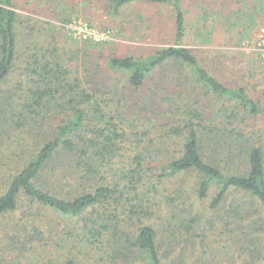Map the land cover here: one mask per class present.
I'll return each instance as SVG.
<instances>
[{
    "label": "trees",
    "instance_id": "obj_1",
    "mask_svg": "<svg viewBox=\"0 0 264 264\" xmlns=\"http://www.w3.org/2000/svg\"><path fill=\"white\" fill-rule=\"evenodd\" d=\"M108 1L115 14L134 4L174 9V46L147 58L112 59L108 66L134 92L164 73L147 103L182 143L168 158L156 153L167 160L152 175L154 153L143 146L152 133L143 126L146 131L133 133L140 142L115 184V157L130 126L70 77L57 48L30 49L26 80L9 82L19 16L13 0H0V264H82V248L100 255L96 264H202L210 239L195 236L200 215L176 228L142 220L148 196L156 193L154 178L187 176L197 180L196 198L213 213L207 231L217 232V241L229 234L245 261L264 264L258 252L264 239V90L255 99L242 84L227 86L208 59L182 45L188 32L183 0ZM62 247L73 254L63 256Z\"/></svg>",
    "mask_w": 264,
    "mask_h": 264
},
{
    "label": "rangeland",
    "instance_id": "obj_2",
    "mask_svg": "<svg viewBox=\"0 0 264 264\" xmlns=\"http://www.w3.org/2000/svg\"><path fill=\"white\" fill-rule=\"evenodd\" d=\"M182 6L188 28L182 45L200 59H208L211 72L224 84L230 87L242 84L251 96L259 98L264 90V0H183ZM13 9L19 16L16 25L18 59L9 82L26 80L30 49L40 46L59 49L63 67L69 70L70 77L79 79L91 94H96L94 101L108 107L115 117L122 116L131 128L128 140L121 144L123 150L115 157V184L122 179L121 170L125 166L129 168L132 151L140 142L133 133L146 131L144 127L152 133L150 139H144L149 142L143 141L145 149L154 153L148 164L150 173L160 172L163 162L182 143L179 137H171L162 128L167 121L147 103L153 99L164 73L157 74L146 90L134 92L128 87L126 78L113 72L108 64L112 59L147 58L174 46L172 6L134 4L115 14L108 0H56L51 4L45 0L42 3L40 0H13ZM220 61H224L222 66ZM161 150L167 158L165 154L156 155ZM153 180L156 193L148 196L151 204L142 216L145 224L176 228L187 221L186 217L200 215L195 236L204 235L198 238L199 242L205 237L210 239L204 252L199 249L206 253L205 262L200 263L259 264L251 256L245 261L246 255L240 256L241 252L232 245L229 234L221 233L222 229L218 233L225 236L218 241L217 232L207 231L213 213L208 211V202L197 200L194 177ZM7 240H3L5 247L10 244ZM50 247L56 257L59 254L57 244ZM70 247L60 248V254L72 255ZM78 247L81 250L82 246ZM82 251L78 258L82 264L98 263L100 255L97 252L86 253L85 248ZM258 252L264 256V239ZM192 255L196 257L198 253Z\"/></svg>",
    "mask_w": 264,
    "mask_h": 264
}]
</instances>
